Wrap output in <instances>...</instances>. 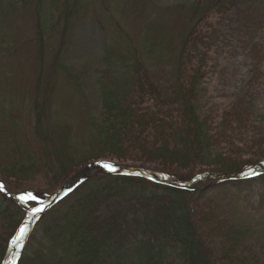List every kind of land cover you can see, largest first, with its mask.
<instances>
[{
    "label": "rangeland",
    "instance_id": "obj_1",
    "mask_svg": "<svg viewBox=\"0 0 264 264\" xmlns=\"http://www.w3.org/2000/svg\"><path fill=\"white\" fill-rule=\"evenodd\" d=\"M192 1L71 0V6L79 2L82 9L68 24L59 21L56 31L50 33L56 24L53 8L59 0H46L44 44L40 47L32 11L18 12L23 0H0V177L12 192L53 194L84 165L78 166L82 157L91 159L89 163L104 161L163 172L180 181L213 171L217 164L236 169L264 160V0H235L238 5L231 12L204 21L202 27L205 33L208 31V38L200 54L206 60L202 84L192 102L179 100L178 106L173 105L176 113H165L161 106L162 116L151 120L145 108L157 113V102L145 100L138 102L134 108L137 114L123 126L114 116L116 112L109 117V110L101 106L97 82L104 85L116 80L114 89L127 100L130 59L118 27L143 43L146 37H157L154 29L165 23L164 40L174 44L197 20L195 16L192 20ZM244 19L254 22L247 25ZM150 23L153 29L146 30ZM161 55L167 57L163 62L145 52L144 70L169 95L175 81L174 68L169 53ZM184 68L183 81L187 82L194 63ZM136 101L138 95L128 97V102ZM187 103L198 112L186 115ZM38 117L48 122L41 124ZM204 125H208L211 140L207 144L203 141ZM108 131L120 142H103ZM163 134L166 140L160 144L156 136ZM89 137L96 144L86 142ZM147 141H155V151ZM199 146L215 156L195 157L191 163L185 151L192 147L198 156ZM173 150L181 151L179 157L184 161L175 163ZM26 157L24 164L29 166L19 164ZM71 201L69 198L57 206L50 219L36 229L23 264H37L30 259L53 251L55 235L67 227L61 215ZM190 208L215 264H264V179L240 189L211 188L195 194ZM17 216L12 204L0 196V257ZM45 230H49L46 236ZM58 242L55 259L63 254L61 250L68 241Z\"/></svg>",
    "mask_w": 264,
    "mask_h": 264
},
{
    "label": "trees",
    "instance_id": "obj_2",
    "mask_svg": "<svg viewBox=\"0 0 264 264\" xmlns=\"http://www.w3.org/2000/svg\"><path fill=\"white\" fill-rule=\"evenodd\" d=\"M70 1L59 0V4L54 6L53 10L55 9V13L53 15L56 17V24L51 27L50 33L55 30L59 21L68 24L70 19L82 9L79 2H74L71 6ZM26 3L25 0H23L22 4L20 2L21 6L18 8V12L20 9H22L20 12L23 14H30L32 11L35 33L38 35L39 45L42 47L45 36L43 25L46 0H31L28 4ZM237 5L235 0H193L191 5L193 10L192 20L194 16L197 20L196 22L193 20V26L179 40L177 39L174 44L164 40L163 35L166 27L163 25L165 23L161 24L160 29H154L158 38L152 37L150 40V38L146 37L142 40L143 43L137 42L133 38L131 39L129 33L128 35L125 34L123 29L118 27L121 43L126 45L125 50L130 59L127 71V100L122 99L124 97L120 95L117 88L114 89L117 86L113 84L116 80L112 79L113 82L110 80L113 86H108L110 85L109 81L104 85H102L103 81L97 82L98 87L101 88V106H104L105 110H109L106 111L108 112L107 115L110 117L116 112L114 116L124 126L125 124L127 125V120L130 119V116L137 114V109L134 110V108L139 103H145V100L157 102L155 104V108H158L157 113H149V110L151 111L150 107L145 108L151 120L156 116H162V112L159 110L161 106L165 107L163 109L165 113L167 111L169 114H174L176 112L173 110V105L180 103L179 100L182 103L192 102L196 97L194 95L197 94L198 87L202 84V69L206 62L200 56L202 52L201 48L206 43L204 41L208 38V31L205 33V28L202 27L204 21L219 13H229ZM13 13L16 12L13 11ZM244 20L247 25L249 24L248 22H252V24L254 22V20L250 19ZM146 27V30L149 27L152 28L153 24L150 23V26ZM196 32L197 35L195 36ZM144 45L147 46L146 49H144ZM145 52L148 56L151 55L154 60H160L161 62H163L162 59L167 58L162 57L161 54L165 53L167 55L169 53L168 59L174 68L172 70V77L175 80L173 81L172 91L169 95L163 93L160 86L154 82L152 74L144 70L147 66L146 62L142 59ZM55 56L58 57L57 53ZM189 62L194 63V68L189 69L190 74L186 76L188 81L185 82L183 81L184 73L186 72L184 66H187ZM135 95H138V101L136 103H133L134 101L128 102V97L130 96V99H133ZM161 99L164 100L161 102ZM186 106L188 108L186 115L192 116L198 112L196 108L195 110L192 109L190 103H187ZM134 117L137 118L136 116ZM37 119H39L37 121L41 122V124L46 122V119L43 120L41 117ZM131 119H133V116ZM53 122L51 120V124ZM203 128H205L203 130V141L207 144L211 141L208 136V125H204ZM105 135L103 142H111L112 144L120 142V138L117 135L111 134L110 131L105 133ZM156 138L160 141V144H164V140H166L164 134L156 136ZM86 142L96 144V141L92 137H89V140L87 139ZM153 143L149 144L153 145ZM91 144H87V146ZM154 145L152 149L155 151ZM165 145L167 146V143ZM201 148L203 147L199 146L198 156L193 154L191 151L192 147L187 148V151H185L187 160H191L192 163L195 161V157L200 158L203 156L204 159H207L215 156L211 150ZM180 152L179 150L176 152L173 150V153H176L174 157L171 154V157L175 159L173 160L175 163L183 160L179 157ZM24 159L19 164L29 166L24 164L27 163L28 158ZM81 159L82 161L78 166L84 165L79 168L89 164L87 161H91V159H85V157ZM18 166L20 167V165H16L17 168ZM245 166H247V163L242 164L236 169H232L224 165L220 167V164H217L213 168L214 170L210 172H237ZM229 185L224 184L219 185V187H227ZM245 185H248V183H239L238 186ZM91 187L94 188L91 189ZM82 192L85 195L84 193L81 194ZM79 196L80 198H77ZM194 196L195 194L193 193L155 186L142 180L107 176L95 177L70 198L72 201L69 205H62L66 208V211L65 214L61 215V219H63L64 223L67 222L65 223L67 227H65V231H59V234L55 235L53 251H49L50 253L43 251L40 253L41 255L37 254L30 260L36 261L37 264H196L197 262H199L198 264H215L209 248L204 245V239H202L194 223L195 213L190 208V202ZM175 200L177 202H174ZM12 206L18 216L14 223L15 227L2 251L0 264H2L6 256L11 239L24 219L23 212L13 204ZM210 206L213 207L212 204ZM55 210L56 208L45 215L40 220L37 228L44 225L50 219V216L55 213ZM214 210L216 211L215 208ZM244 227L246 228L245 225H243ZM47 234H49V230L44 231V236ZM33 237H35V233ZM60 240H67L68 242L65 248L61 250L63 254H60L55 259L53 252L57 249V245L60 244L58 242ZM230 240L233 239L230 238ZM31 242L26 248V253L30 248ZM252 253L259 256L256 251ZM71 257H73L72 262L69 261ZM202 258H204L206 263L203 262ZM26 259L27 257L23 255L20 264H23Z\"/></svg>",
    "mask_w": 264,
    "mask_h": 264
},
{
    "label": "water",
    "instance_id": "obj_3",
    "mask_svg": "<svg viewBox=\"0 0 264 264\" xmlns=\"http://www.w3.org/2000/svg\"><path fill=\"white\" fill-rule=\"evenodd\" d=\"M101 164L102 163L90 164V165L86 166L85 168H83L82 170H80L79 172H77L70 179H68V181L64 184V186L61 188V190H59L56 194H54L49 200L42 202V204H40L38 207H42V208H45L46 210H48L49 208L53 207L56 203H58L59 201L64 199L66 196H68L71 192H73L79 185H81L84 181L89 179L90 176H92L93 174H97V173H107L109 175L150 176L152 178L153 177L157 178V175H155L151 172H148L145 169L125 168V167H122L120 165L109 163V164H112L118 168V171L111 172V171H108V170L102 168L100 166ZM261 167H262L261 170L264 171V164H261ZM205 177L208 181H212L214 179H216V180H226V179L227 180H229V179L237 180V179L247 178L244 175H238V174H206ZM191 184H192V182H191ZM191 184H186V185L178 184V185H171V186L188 188ZM10 198L16 202H17V200L18 201L20 200L19 196H14V195H10ZM45 211H43V212H45ZM43 212H41L39 214V216H36V217L31 216L24 223L23 227H25L28 231H30L32 229L36 219L38 217H40ZM16 247H17V251H19L22 248V246H20V245H14L13 244L12 253H10L11 259L8 262V264H11V262L13 261L15 255L17 253V251H15Z\"/></svg>",
    "mask_w": 264,
    "mask_h": 264
},
{
    "label": "snow or ice",
    "instance_id": "obj_4",
    "mask_svg": "<svg viewBox=\"0 0 264 264\" xmlns=\"http://www.w3.org/2000/svg\"><path fill=\"white\" fill-rule=\"evenodd\" d=\"M102 168L108 170V171H111V172H116L118 171V168L112 164H109V163H102L100 165ZM3 185L0 184V188H2ZM20 201L25 204V205H28L30 202L35 205V204H42V201H40L37 197L36 194H34L33 191H30V190H27V191H24L21 196L19 197ZM46 209L45 208H42V207H35L33 206L31 208V211L33 212V215L34 217L36 216H39V214L43 211H45ZM30 239V233L29 231L25 228V227H20L19 228V234L16 235V237L14 239H12V243L14 245H20V246H23L24 245V242L26 240H29Z\"/></svg>",
    "mask_w": 264,
    "mask_h": 264
},
{
    "label": "bare ground",
    "instance_id": "obj_5",
    "mask_svg": "<svg viewBox=\"0 0 264 264\" xmlns=\"http://www.w3.org/2000/svg\"><path fill=\"white\" fill-rule=\"evenodd\" d=\"M185 182H186V181H185ZM31 216H32V217H34V215H33V214H32ZM19 264H20V262H19Z\"/></svg>",
    "mask_w": 264,
    "mask_h": 264
}]
</instances>
